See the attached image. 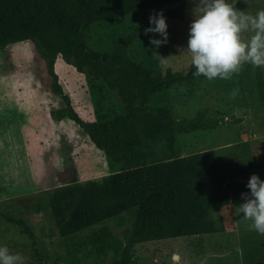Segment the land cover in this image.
I'll list each match as a JSON object with an SVG mask.
<instances>
[{"label": "rangeland", "instance_id": "obj_1", "mask_svg": "<svg viewBox=\"0 0 264 264\" xmlns=\"http://www.w3.org/2000/svg\"><path fill=\"white\" fill-rule=\"evenodd\" d=\"M254 15L264 0H229ZM196 0L142 10L87 27L85 49L105 59L122 38L133 34L127 56L154 74L185 72L188 30ZM162 11L168 42L156 47L145 35L149 16ZM247 38L251 33H245ZM54 71L71 105L85 121L105 120L123 110L115 90L101 80L79 73L58 57ZM264 68L244 64L231 79L216 78L173 84L153 96L148 106L166 107L173 119L217 120L194 130L176 129L174 148L163 139L155 143L157 160L215 151L222 185L214 196L200 197L205 213L203 234L151 240L133 247V264H264V235L239 213L241 193L250 175L264 180V101L256 83ZM44 60L31 41L0 48V244L26 258V264H106L116 260L127 243L135 211L103 221L69 237H61L51 215L47 194L56 186L101 178L120 169L97 149L70 119L56 117L63 107L50 87ZM235 96L231 95L237 90ZM24 219L33 231L29 238L1 214ZM178 257V258H177Z\"/></svg>", "mask_w": 264, "mask_h": 264}, {"label": "trees", "instance_id": "obj_2", "mask_svg": "<svg viewBox=\"0 0 264 264\" xmlns=\"http://www.w3.org/2000/svg\"><path fill=\"white\" fill-rule=\"evenodd\" d=\"M182 1L0 0V48L31 41L45 62L51 89L64 104L56 117L73 121L110 161L120 164L116 172L97 179L68 182L47 194L61 237L135 211L127 243L119 257L106 264H133V247L142 242L205 233V213L198 209L200 197L206 194L213 197L214 187L223 184L212 149L163 160L155 157L158 140H165L173 150L177 128L194 130L217 123L215 119L205 121L201 115L177 123L166 107L148 106L153 96L165 88L193 84L204 76H194L191 65L185 72L168 69L164 74H154L127 56L133 34L119 40L102 60L84 46L91 24ZM58 57L77 72L101 80L115 90L122 112L105 120H83L58 82L54 71ZM256 83L264 101V80L260 74ZM1 216L18 226L22 234L34 237L24 219L5 213Z\"/></svg>", "mask_w": 264, "mask_h": 264}, {"label": "clouds", "instance_id": "obj_3", "mask_svg": "<svg viewBox=\"0 0 264 264\" xmlns=\"http://www.w3.org/2000/svg\"><path fill=\"white\" fill-rule=\"evenodd\" d=\"M196 5L186 48L194 76L227 80L244 64L264 68V9L247 14L229 0H196ZM167 28L166 18L159 11L150 14L144 33L158 34L160 38L150 37L149 43L159 47L168 42ZM245 33L251 36L246 38ZM237 92L238 89L231 95ZM245 187L249 191L241 193L243 203L238 206L239 213L252 221L251 227L258 234L264 235V180L252 174ZM0 264H26V258L0 244ZM173 264H177V259Z\"/></svg>", "mask_w": 264, "mask_h": 264}]
</instances>
